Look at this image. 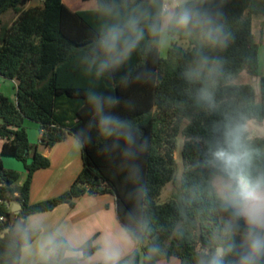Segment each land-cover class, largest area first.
Masks as SVG:
<instances>
[{
	"label": "trees",
	"instance_id": "obj_1",
	"mask_svg": "<svg viewBox=\"0 0 264 264\" xmlns=\"http://www.w3.org/2000/svg\"><path fill=\"white\" fill-rule=\"evenodd\" d=\"M96 1L97 10L73 11L63 0L31 6H27L30 0H0V75L16 83L17 97L12 101L0 93V136L7 140L0 155L22 161L28 173L18 185L20 174L4 169L0 160V231L5 235L0 237V264H21L20 229L29 216L64 204L73 208L85 195L105 194L115 196L118 219L140 249L119 264H158L173 257L181 264H202L218 248L232 244L223 264H236L244 251L246 226L233 218L219 198L214 182L222 173L209 162V150L216 137L214 128L242 119L246 142L260 153L254 167L264 171V138H251L248 130L251 121H264L259 61L264 0H191L223 25L228 45L212 48L203 43L199 29L188 35L170 26L172 46L166 58L160 55L161 32L153 35L149 29L155 20L152 0ZM8 12L15 14L11 23L2 20ZM132 16L139 17L144 38L123 65L97 78L92 42L105 25L123 24ZM256 20L258 32L254 31ZM177 39L188 46L182 47ZM200 56L218 61L219 71L205 82L189 83L183 71ZM244 74L259 80V92L251 82L239 80ZM205 83L214 94L215 108L198 99ZM90 91L120 98L111 111L126 122L120 135L130 134V145L117 135L104 137L97 131L98 115L86 99ZM26 120L39 125L41 142L47 147L73 132L79 133L76 138L84 145V168L71 188L37 203L30 202L33 177L49 168L50 160L30 143L23 125ZM172 181L171 198L157 203L163 187ZM13 203L21 205L17 215L12 212ZM229 226L230 239L225 235ZM40 233H29L28 243ZM54 242L59 251L51 264H63L71 246L62 236ZM152 248L157 251L150 255ZM96 249L90 240L80 250L87 258Z\"/></svg>",
	"mask_w": 264,
	"mask_h": 264
},
{
	"label": "clouds",
	"instance_id": "obj_2",
	"mask_svg": "<svg viewBox=\"0 0 264 264\" xmlns=\"http://www.w3.org/2000/svg\"><path fill=\"white\" fill-rule=\"evenodd\" d=\"M152 6L155 10V20L149 29L153 35L170 26L188 35L199 29L200 37L206 46L221 49L227 47L229 36L224 32L223 25L216 23L207 11L194 7L191 0H152ZM143 38L144 30L137 16L130 17L123 24L117 22L105 25L92 42L95 76L100 78L123 65ZM219 68L218 61L200 56L186 66L183 76L189 83L205 82L217 74ZM86 99L88 106L98 115L97 131L101 136L117 135L126 145L133 142L130 134L120 135L127 124L111 111L121 103L119 97L90 91ZM198 99L209 108H215L214 94L206 83L198 90ZM245 128L242 119L228 120L221 127L214 128L216 137L209 150V162L222 173V180L217 185L219 198L231 210L233 218L243 220L246 226L242 236L244 251L239 255L236 264H264V171H257L254 167L255 159L260 153L246 142ZM73 135L78 137L79 133L73 132ZM77 144L84 149L79 139ZM20 231L24 241L22 250L25 254H30L32 245L28 243L29 233L39 231V226L26 225ZM225 235L229 239L232 237L231 226L226 229ZM233 248L234 244L228 248H218L214 254L202 261V264H223L224 256ZM58 251L52 237L39 244L43 264H51V258L56 256ZM69 251L72 255L63 264H79L82 254ZM156 251L155 248L150 249V255ZM121 255L119 244L111 238H105L98 253L100 264H119Z\"/></svg>",
	"mask_w": 264,
	"mask_h": 264
},
{
	"label": "crops",
	"instance_id": "obj_3",
	"mask_svg": "<svg viewBox=\"0 0 264 264\" xmlns=\"http://www.w3.org/2000/svg\"><path fill=\"white\" fill-rule=\"evenodd\" d=\"M63 3L73 11H90L99 8L96 0H63ZM257 24L259 26L256 20L254 22L255 32H258L259 27L257 28ZM161 41L162 36L160 38V55ZM259 61L261 75L264 76V29L263 43L259 50ZM1 83L0 93L10 100L16 101V83L12 81L14 87L13 97L3 93L4 85ZM23 125L26 128L30 143L37 145L39 153L50 160L49 168L38 170L34 174L30 191V202L37 203L60 196L71 188L84 168L82 148L77 144L78 138L68 133L63 141L56 143L53 147H47L41 142L42 131L37 123L26 120ZM30 133H32V136ZM6 141L4 138L0 139V154ZM13 159L12 157H1L0 155L3 168L17 171L20 174V178L16 184L22 185L28 173L25 165L15 162ZM15 204L13 203L11 207L17 209ZM32 224L38 225L41 233L31 244V253L25 254L22 252L21 264L43 262L39 254V244L46 241L49 237L54 240L59 236L64 237L70 244L72 251L82 254L79 257V264L100 263L98 253L103 246L105 238H111L119 244L122 249L120 260L133 251L140 250L136 241L119 221L116 198L112 194L85 195L76 200V205L73 208L64 204L53 211L31 215L26 220V225ZM0 237H3V233H0ZM90 240L93 241V245L97 249L91 256L83 258V253L80 249ZM71 255L72 252L70 251L66 254L67 257ZM158 264H181V261L179 258L173 257L170 260H161Z\"/></svg>",
	"mask_w": 264,
	"mask_h": 264
},
{
	"label": "rangeland",
	"instance_id": "obj_4",
	"mask_svg": "<svg viewBox=\"0 0 264 264\" xmlns=\"http://www.w3.org/2000/svg\"><path fill=\"white\" fill-rule=\"evenodd\" d=\"M43 1L44 0H30V2L27 4V6H31V5H34V4H39V3H42ZM14 18H15V14L13 12H8L7 14L2 16L3 22H6V23H11L14 20ZM257 28H258V24H257ZM161 36H162L161 57L162 58H166L167 54H168V51H169V49L172 46V37H170V35L168 34L167 29L162 31ZM177 41L183 47H185V46L187 47L188 46L186 41H184V40L177 39ZM239 80L241 82H251L253 84L254 88L258 92L260 91L259 80L252 79L248 75H245V74L242 75L239 78ZM1 82H2L1 84L4 85V88L2 89L3 93H5V95H7V96L13 97V93H14L13 88L14 87L12 85V81L3 79ZM26 124H28V122H26ZM248 130L250 132L251 138H255V137L264 138V121L262 123H259V122H256V121H251L249 123ZM30 135L32 136V133H30ZM182 147H183V139L180 138L179 144H178V149H177V152H176V159H177V161L179 163V169H178V174H177V179H176L178 181H179L181 173H182V161L180 159ZM13 160L15 162H18V163H21L22 165H24V163L22 161H19L17 159H13ZM29 163H31V160H29ZM221 180H222V177H218L215 180L214 183H215L216 190H217V185L221 182ZM174 190H175V182L172 181V182L167 183L163 187V189L161 190V193H160L159 197L157 198V203H159V204L166 203L171 198Z\"/></svg>",
	"mask_w": 264,
	"mask_h": 264
},
{
	"label": "water",
	"instance_id": "obj_5",
	"mask_svg": "<svg viewBox=\"0 0 264 264\" xmlns=\"http://www.w3.org/2000/svg\"><path fill=\"white\" fill-rule=\"evenodd\" d=\"M15 206H17V209H15L14 207H12V212L15 213L16 215L19 213V211L21 210V205L19 204H15ZM5 235H3L4 237Z\"/></svg>",
	"mask_w": 264,
	"mask_h": 264
},
{
	"label": "built area",
	"instance_id": "obj_6",
	"mask_svg": "<svg viewBox=\"0 0 264 264\" xmlns=\"http://www.w3.org/2000/svg\"><path fill=\"white\" fill-rule=\"evenodd\" d=\"M1 80H2V77H1V75H0V82H1ZM0 139H3L2 136H0ZM0 220L2 221L3 218L1 217ZM0 233H1V231H0Z\"/></svg>",
	"mask_w": 264,
	"mask_h": 264
}]
</instances>
